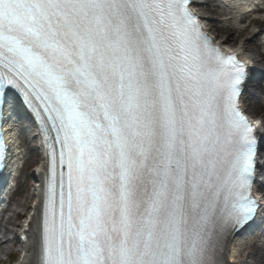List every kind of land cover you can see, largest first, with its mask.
Segmentation results:
<instances>
[{
    "label": "snow or ice",
    "instance_id": "snow-or-ice-1",
    "mask_svg": "<svg viewBox=\"0 0 264 264\" xmlns=\"http://www.w3.org/2000/svg\"><path fill=\"white\" fill-rule=\"evenodd\" d=\"M189 3L0 0V113L14 90L49 161L38 264H221L218 235L264 211L237 103L253 69Z\"/></svg>",
    "mask_w": 264,
    "mask_h": 264
},
{
    "label": "rangeland",
    "instance_id": "rangeland-1",
    "mask_svg": "<svg viewBox=\"0 0 264 264\" xmlns=\"http://www.w3.org/2000/svg\"><path fill=\"white\" fill-rule=\"evenodd\" d=\"M199 9L202 13H204L203 16L205 23L207 25L210 24L213 27L211 28L212 33L216 35V38L220 40H225L228 37V32L226 30L228 24L226 25V22H224L227 17H218L216 9H213L212 7L206 6L204 4L201 5ZM212 11L213 13H211ZM241 25H239V30L245 27L243 26L244 24ZM255 32V29L248 28L247 32L244 33V35L236 36L234 41L229 42L227 46H240L242 43H244L250 38L251 34ZM247 50L248 51H246V55L256 61L259 73H264V56H262L263 53L261 55L260 52L259 56L255 54L253 47L250 44L247 47ZM252 92L254 95H256V97H259V93L257 90H253ZM259 98L261 99V103L263 105V111L261 114H259L258 119L264 120V96H260ZM252 103L253 102L250 100L248 108L250 113L253 114L254 112L251 108ZM14 113H16V111H14ZM13 130L16 135V146L19 149H17L18 157L14 162L15 171L11 174L9 178L10 187H12V190L15 191L14 197H16V207L14 208L10 216L11 225L13 222H15L14 215L16 216V214H20L23 216H27L31 212L30 210L32 206H34L35 204L36 185L34 183V180H32L31 178V171L26 170V168L34 167L35 161H37L38 159L37 153L34 150V143L29 140L28 133L23 128V121L18 116V114L14 116ZM25 138L27 139L26 144ZM15 178L17 179L15 180ZM25 218L26 217H23V221L20 224H22L26 220ZM8 233L9 231L7 232V235ZM9 234L12 235L11 233ZM4 235L6 236V232L0 234V242L5 241ZM236 245V256L238 257V260L241 262V264H259L258 257L264 256V235H260L258 237L242 235L237 240ZM3 248L4 253H0V264H15L20 257L19 247L16 242L14 241V245L11 248H9L7 245H5ZM8 253L14 254L15 257L14 259H12L13 262L10 261L8 263ZM261 264H264V261L261 262Z\"/></svg>",
    "mask_w": 264,
    "mask_h": 264
},
{
    "label": "bare ground",
    "instance_id": "bare-ground-1",
    "mask_svg": "<svg viewBox=\"0 0 264 264\" xmlns=\"http://www.w3.org/2000/svg\"><path fill=\"white\" fill-rule=\"evenodd\" d=\"M256 2H261V0H240V4L232 3L231 7L234 9H240V6L247 5L250 6L251 4H254ZM204 22V21H203ZM226 22L228 24V27L226 28L228 32V37L223 41L222 45L227 46L229 42L234 41L236 36H242L244 33L247 32L248 28L238 29V27L234 24H232V19H226ZM254 25L259 28V33L264 35V19H254L250 22V26ZM209 31H212L211 28H213L210 24L206 25ZM258 35L255 33L251 34L250 38L246 40L244 43L241 44L239 48L236 49V51L240 54L246 53L247 47L252 45L253 50L255 54L258 56L260 55V51L264 50V44L259 45L258 43ZM249 57V56H248ZM252 60H249L251 62ZM264 78V76H263ZM26 138H25V144H26ZM30 140V139H29ZM35 166H37V161H35ZM37 169V168H35ZM13 171L10 168H7L3 171V173L0 176V190L4 187L5 183H8V178L11 176ZM35 174H33V179L36 180V183H38L37 179H39L40 175L36 173V170L34 171ZM34 214L30 218V222L27 225V229L23 230V247L24 251L21 250L20 254L23 256L21 257L18 262L15 264H37V224H36V216H37V208L33 209ZM23 228V227H22ZM20 229V231L22 230ZM9 235V233H8ZM240 234H235L232 239L228 242V246L225 250V257H226V264H241V262L238 260V257L236 256L237 251V240L239 239ZM7 236V233H6ZM15 238L13 236L6 238L4 242H0V253H4V246L7 245L9 248H11L14 245ZM7 256H10V253L7 254ZM264 261V256L258 257V263L261 264V262Z\"/></svg>",
    "mask_w": 264,
    "mask_h": 264
}]
</instances>
